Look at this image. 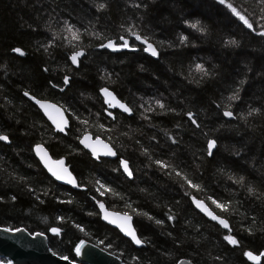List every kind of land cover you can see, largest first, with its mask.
<instances>
[{
  "label": "trees",
  "instance_id": "obj_1",
  "mask_svg": "<svg viewBox=\"0 0 264 264\" xmlns=\"http://www.w3.org/2000/svg\"><path fill=\"white\" fill-rule=\"evenodd\" d=\"M100 3L106 7L97 11ZM262 9L260 0H0V131L10 139L0 142V227L42 233L52 253L72 262L86 241L124 264H251L245 252H264ZM65 20L78 30V40L65 31ZM197 21L203 31L190 27ZM129 26L157 48V57L143 52ZM121 36L137 52L95 49ZM233 39L237 46L226 43ZM16 48L24 55L13 52ZM75 51L84 53L78 68L69 62ZM103 87L132 108V115L109 117L98 93ZM237 89L239 99L229 101ZM26 91L68 112L66 136L53 132L23 96ZM148 107L152 110L145 112ZM252 109L258 111L249 115ZM225 110L233 119L225 118ZM189 112L200 127L188 119ZM85 132L110 143L117 158L92 160L77 142ZM210 139L216 147L209 157ZM35 144L64 158L86 190L52 180L33 155ZM120 158L129 162L132 179L121 172ZM185 177L199 187H190ZM194 199L228 221L239 246L228 244L229 232L197 212ZM98 201L131 215L145 247L135 248L104 224Z\"/></svg>",
  "mask_w": 264,
  "mask_h": 264
},
{
  "label": "water",
  "instance_id": "obj_2",
  "mask_svg": "<svg viewBox=\"0 0 264 264\" xmlns=\"http://www.w3.org/2000/svg\"><path fill=\"white\" fill-rule=\"evenodd\" d=\"M111 41H114V40H111ZM114 42H116V41H114ZM107 43H108V41L105 42L104 44H107ZM122 43H123V41L119 40V42L117 44H122ZM129 44H130V41H129ZM142 47L143 48L146 47V44L142 43ZM131 48L135 49V50L121 48L119 50L113 51L110 48H102L100 45L97 46L95 49L98 51H107V52L114 53V54L122 53V52H137V50H138L136 47H133V46H131ZM144 53H146V52H144ZM146 54L150 55V53H146ZM82 57L79 58V62L82 59ZM69 61L71 63L70 59H69ZM71 65L74 68L79 67V63L76 65H73L71 63ZM103 88H105V87H103ZM101 89H99L98 93H99L100 98L102 99L103 105L107 108V105L104 103V97L101 95V92H100ZM112 93L116 96V94L114 92H112ZM23 96L28 101H30L42 113V115L44 116L46 121H48V123L52 126L54 132L60 133L62 135H66V130L69 128L70 122H69V119L67 117L65 110L60 105H57V104L52 103L50 101L40 100V99H37L35 97L36 100H39L43 104L48 106L46 108H41L38 104L35 103L34 100H31L28 97H26L24 95V93H23ZM116 98L120 102L124 103L117 96H116ZM124 104H126V103H124ZM113 110H117L118 112H120L126 116L132 115V113L130 115L128 113L122 112L119 108L109 109V111H113ZM225 118L226 119H233V118H228V117H225ZM64 120L68 121V127L66 128L65 132H60L57 129V125H62ZM85 135H89L91 137V140L89 141V143L92 144L93 147H95L98 158L93 156L91 148H86L83 144L80 143V140ZM97 138L102 143H99V144L95 143ZM0 142H3V141H0ZM3 143H5V142H3ZM78 143H79V146L83 150H85L86 152H88L90 154L91 159L96 161V162H99L100 159L115 160L117 158V155L116 156L104 155L103 153H105L107 151V149L104 148V144H107L110 148L113 149V151H115V149L111 146L110 143H108L107 141H105L104 139H102L100 137H94L91 133H88V132L84 133L81 136V138L79 139ZM37 146H39L42 149V151L39 154L36 151ZM214 149L212 151H214ZM32 151H33L34 157L39 162L40 166L47 173V175L52 180H54L56 183L63 185V186H66V187H69L73 190H77V191H85L86 190L85 187L79 186V183H78L75 175L70 170V168L67 165V162L64 158L52 157L49 150L43 144L34 145L32 148ZM120 160H119V166H120ZM60 161H63V165H61L59 163ZM65 167L67 168V173H65L63 171V168H65ZM49 169H52V171H49ZM120 169L123 172L121 166H120ZM53 172L57 173L58 175L63 176L64 179H62V180L56 179V176H54L52 174ZM68 173H70L71 175L69 176ZM124 176L128 179H132V177L129 178L126 174H124ZM69 180H73L75 182V186L73 183H69L68 182ZM202 204L205 206L206 211L202 210L201 208H198L196 206V204H194V207L197 210V212L199 214L203 215L208 221L217 224L222 230L229 232L228 229L223 228L217 221H214L211 219V217L208 215V212H211L213 215H216V214L204 202H202ZM106 212L111 213V214H119V215H123L125 213L109 210L105 206H104L103 210L99 207L100 219L104 224L108 225L109 227H111L113 229H116L125 239L129 240L135 248L145 247L144 243L139 245V246L135 245L131 241V239L129 237H127L120 230V228L117 226L119 221L117 222V224L110 223L109 221L111 219H114L113 216H109L108 220L104 219ZM216 216H218V215H216ZM220 218H222V217H220ZM222 219H224V218H222ZM131 225L135 229L134 224H133V218L131 220ZM229 227H230V225H229ZM80 248H81V250H80L79 255L75 251V257H76L77 262H72L67 258H62V257L52 253L48 247V239H47L46 235H44L42 233L36 232V233L30 234L24 228H18L16 230H9V229L0 227V259L6 260L8 262L7 264H124L120 258H118V257L102 250L101 248L97 247L96 245H93V244L88 243L86 241H84L83 245H80ZM254 255H257V254H254ZM244 257L246 258L247 262H249L251 264H261L262 259H264V256H262L259 262H254V261H250L245 255H244ZM180 261L190 262L188 260H180ZM180 261H178L177 264H179ZM190 264H193V263L190 262Z\"/></svg>",
  "mask_w": 264,
  "mask_h": 264
},
{
  "label": "snow or ice",
  "instance_id": "obj_3",
  "mask_svg": "<svg viewBox=\"0 0 264 264\" xmlns=\"http://www.w3.org/2000/svg\"><path fill=\"white\" fill-rule=\"evenodd\" d=\"M261 3H264V0H260ZM219 3L221 4H225V0H219ZM106 7V5L104 3H100L97 7V11L103 10ZM136 7H140L139 4L136 5ZM227 7L232 11L233 15L237 16L240 20L243 21V23L245 24V26L248 29H253V24L249 22V20L241 14L240 11H238L235 7H233L231 4H227ZM264 10V9H262ZM261 20H264V16L261 17ZM199 25V21H197L196 23H192L190 24V27L193 29H196L197 31H203L202 28L198 27ZM64 26H65V31L71 33L72 39L74 40H78L79 39V35H78V30H74V26L71 25L67 20L64 21ZM254 30V29H253ZM128 34L130 36H134L135 39L137 41H140L143 44H146V47L143 48V51L146 53H150L151 56L153 57H157L159 55L157 48H155L152 43H149L147 41L146 38L142 37L140 34H138L131 26H129L128 28ZM261 36H264V32H260L258 33ZM186 38L185 37H181V43L184 42ZM120 40L123 41L122 44H117L114 41L109 40L107 44H101L100 46L102 48H110L113 51L119 50L121 48L123 49H131V50H135L131 48V45L129 44L128 39H126L124 36L120 37ZM229 45H233V46H237L238 45V41L236 40H228L226 42ZM13 52L20 54L21 56L24 55L23 51L19 48L13 49ZM84 55L83 51H75L73 52L70 56L69 59L71 60V63L73 65H76L79 63V58L82 57ZM196 69L200 72H203L205 75H207L208 73L206 72V70L204 69V66L201 64H197L196 65ZM244 82L241 81V84H243ZM64 84L67 86L69 84V77L65 76L64 77ZM55 86V85H53ZM61 91H63V89H61ZM101 95L104 97V103L107 105V108L105 109V113L111 117L113 120L116 119V116L109 111V109L111 108H119L122 112L124 113H128L131 115L132 113V108L128 107L126 104L120 102L116 96L108 89V88H102L100 90ZM239 89L236 90V92H234L232 95H230L228 97L229 101H236L239 99ZM24 95L26 97H28L31 100H34L36 104H38L41 108H46L48 106H46L45 104H43L41 101L36 100L35 97L31 96L29 92H24ZM146 103H148L146 101ZM155 104L158 105L161 109H163L165 106L164 104L159 100H155ZM219 106V105H218ZM141 107H143V105H141ZM151 107L145 108V112H149L151 111ZM258 111V109H252L249 112V115H251L252 113ZM223 115L225 117L228 118H233L234 117V113L232 111L229 110H225L223 112ZM188 119L191 120L192 124L196 125V127H200V125L197 123L196 119L194 118V114L189 112L187 113ZM145 119H147V116H144ZM82 123H87L86 121H82ZM68 127V121L64 120L62 125H57V129L60 132H65L66 128ZM102 127V126H101ZM168 139L172 141L173 144H175L177 141L175 140L174 137H172L171 135L168 136ZM91 140V137L89 135H85L81 140L80 143L83 144L86 148H91L92 150V154L94 157H97V152L95 147L92 146V144L89 143V141ZM0 141H3L5 143H10V139L9 136L6 135L4 132L0 131ZM95 143L99 144L102 143L98 138L95 141ZM216 147V141L215 140H208V145H207V152L208 155L211 156L213 155V149ZM104 148L107 149V151L105 153H103L104 155L107 156H116L117 153L115 151H113L112 148H110L107 144H104ZM36 151L39 154L42 149L37 146L36 147ZM147 150H145L146 152ZM61 165H63V161L59 162ZM156 164H158L161 168H165L167 169L169 167L168 164L164 163L163 161H155ZM120 166L123 170V173L126 174L129 178H131L133 176V171L129 166V162L125 159H121L120 160ZM49 171H52V169H49ZM63 171L65 173H67V168H63ZM54 176H56V179L58 180H62L64 179L63 176L58 175L57 173L53 172L52 173ZM178 176L181 175L180 172L176 173ZM68 175L70 176L71 174L68 173ZM243 177H240L239 181L236 182H242L243 181ZM186 182L189 184L190 187H196L198 188V185H194L192 184V182L190 180H187V178L185 177ZM69 183H73L75 186V182L73 180H69ZM97 183H100L99 181ZM100 187L103 188L105 191H109L110 189H108L105 185L100 184ZM31 190V189H30ZM99 191V189H98ZM253 189L249 188V192H252ZM103 194V193H101ZM13 199H15V197H13ZM211 199V197H210ZM193 202L196 204V206L198 208H201L202 210L206 211L205 206L202 204V202L198 201V200H193ZM214 204H216V206L218 208H221L224 211L228 210V205L227 204H220L217 201L213 200L212 201ZM99 204V207L103 210L104 209V205L102 203H100L99 201L97 202ZM171 211V210H170ZM147 215V214H145ZM208 215L211 217L212 220L217 221L223 228L228 229L229 234L224 236V240L228 242V244L233 245V246H239L240 241L236 239L235 236L231 235V228L229 227V224L227 222V220L222 219L216 215H213L211 212H208ZM109 216H113L114 219H111L109 222L113 223V224H117V222L119 221V223L117 224V226L120 228V230L131 239V241L135 244V245H141L144 243V241H142L138 235L136 230L132 227L131 225V220L132 217L130 215H128L127 213L123 214V215H119V214H111V213H105L104 219L108 220ZM62 219V218H60ZM148 219H153V217L149 216ZM168 220L172 221L174 220V216L173 215H168ZM157 224H161L163 223L160 220H156ZM81 231H84L83 228H80ZM50 231L54 234H58L60 229L58 228H51ZM84 241L80 242V245H83ZM80 245L77 246L76 248V253L79 255L80 253ZM244 255L250 260V261H254V262H259L261 257L264 256V252L260 253V255H254L252 252H245ZM135 259V258H133ZM217 259H220V257H217ZM179 264H190V262H185V261H180Z\"/></svg>",
  "mask_w": 264,
  "mask_h": 264
},
{
  "label": "flooded vegetation",
  "instance_id": "obj_4",
  "mask_svg": "<svg viewBox=\"0 0 264 264\" xmlns=\"http://www.w3.org/2000/svg\"><path fill=\"white\" fill-rule=\"evenodd\" d=\"M110 53V52H109ZM112 54H114V53H112ZM117 54V53H116ZM70 62V61H69ZM71 64V63H70ZM72 66V65H71ZM24 93V92H23ZM46 101H49V100H46ZM30 102V101H29ZM50 102H52V103H55V102H53V101H50ZM55 104H57V103H55ZM57 105H59V104H57ZM38 110V109H37ZM39 111V110H38ZM40 112V111H39ZM65 112H66V114H67V117H68V119H69V122H70V118H69V114H68V112L65 110ZM113 114H114V112H118L117 110H113V111H111ZM118 113H120V112H118ZM40 114L42 115V113L40 112ZM122 114V113H121ZM43 116V115H42ZM43 118H44V116H43ZM45 119V118H44ZM46 120V119H45ZM47 123H48V121H46ZM49 124V123H48ZM70 124H71V122H70ZM70 124H69V128L66 130V135H67V132L69 131V129H70ZM50 125V124H49ZM50 127L52 128V126L50 125ZM52 130H53V128H52ZM53 132H54V130H53ZM55 134H60V133H57V132H54ZM85 133H87V132H85ZM84 134V133H83ZM83 134H81V136L83 135ZM62 135V134H61ZM66 135H63V136H66ZM81 136L78 138V140H77V142H79V139L81 138ZM79 144V143H78ZM36 145V144H35ZM90 155V154H89ZM121 159V158H120ZM120 159H118V166H119V160ZM119 168H120V166H119ZM121 170V169H120ZM122 172V171H121ZM123 173V172H122ZM124 175V174H123ZM129 215V214H128ZM264 259H262V261H263Z\"/></svg>",
  "mask_w": 264,
  "mask_h": 264
},
{
  "label": "rangeland",
  "instance_id": "obj_5",
  "mask_svg": "<svg viewBox=\"0 0 264 264\" xmlns=\"http://www.w3.org/2000/svg\"><path fill=\"white\" fill-rule=\"evenodd\" d=\"M0 263H1V264H7L8 262H7V263L0 262Z\"/></svg>",
  "mask_w": 264,
  "mask_h": 264
},
{
  "label": "bare ground",
  "instance_id": "obj_6",
  "mask_svg": "<svg viewBox=\"0 0 264 264\" xmlns=\"http://www.w3.org/2000/svg\"><path fill=\"white\" fill-rule=\"evenodd\" d=\"M119 42V41H118ZM118 42H116V43H118ZM104 44V43H103Z\"/></svg>",
  "mask_w": 264,
  "mask_h": 264
}]
</instances>
